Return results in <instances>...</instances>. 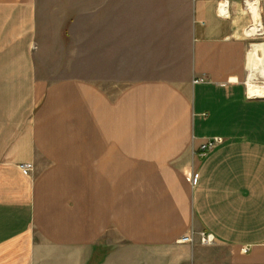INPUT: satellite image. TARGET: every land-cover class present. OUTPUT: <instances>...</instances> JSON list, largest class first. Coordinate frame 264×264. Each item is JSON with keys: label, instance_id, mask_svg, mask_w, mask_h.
<instances>
[{"label": "crops", "instance_id": "crops-1", "mask_svg": "<svg viewBox=\"0 0 264 264\" xmlns=\"http://www.w3.org/2000/svg\"><path fill=\"white\" fill-rule=\"evenodd\" d=\"M139 1L0 0V264H264V97L248 93L242 36L246 2L263 30L264 0H186L173 80L133 74V19L118 12ZM43 5L117 13L96 21L91 78L40 76Z\"/></svg>", "mask_w": 264, "mask_h": 264}, {"label": "rangeland", "instance_id": "rangeland-1", "mask_svg": "<svg viewBox=\"0 0 264 264\" xmlns=\"http://www.w3.org/2000/svg\"><path fill=\"white\" fill-rule=\"evenodd\" d=\"M185 1L164 0L163 11H142L145 9V0H143L133 3V12L130 9L125 13L118 12L123 14L126 20L130 16L133 19L132 67L134 75L154 72L155 75L165 80L181 77V72L187 68L189 52L190 12ZM91 2L92 0H85L87 4ZM45 3H49V1ZM41 7L44 10L38 12L40 76L53 80L81 75L91 78L93 76L94 52L100 51L99 48L97 50L94 43L98 31L96 21H98L97 24L100 22L102 26L103 24L108 25V21L114 20L117 13L50 11L47 10L50 6L43 5ZM86 7L91 6L86 5ZM244 8L248 20L242 31V36L248 42L249 52L247 85L252 82V84L262 86L264 79L259 73V64L250 61L249 56L255 46L264 47V25L263 30H256L261 33L260 36L251 32L254 25L253 18L248 12V7L245 5ZM126 24L130 27V22H126ZM157 27L158 31L160 30L159 33L162 30L163 34L162 40L158 43L156 42ZM101 29L103 31V28ZM159 39L161 38L159 37ZM104 46L101 44V52L108 51V44ZM157 52L159 53V70L156 69V63L151 62V58L156 57ZM161 52L162 61L160 60ZM161 62L162 65H160Z\"/></svg>", "mask_w": 264, "mask_h": 264}, {"label": "bare ground", "instance_id": "bare-ground-1", "mask_svg": "<svg viewBox=\"0 0 264 264\" xmlns=\"http://www.w3.org/2000/svg\"><path fill=\"white\" fill-rule=\"evenodd\" d=\"M256 7L259 10V3L258 2H254V3L248 2V12H249V14L252 15V17L254 19V29L260 31L262 29V21H261V16H260L258 10L255 9ZM221 13L222 14L227 13L226 7H224V6L222 7ZM251 32H253L252 29H251ZM255 34H257V33H255ZM257 35L260 36L261 33H258ZM249 59L253 63L259 64V68H260L259 73H260L262 79H264V47L255 46V48L250 53ZM247 87H248V93L251 97H254V98L264 97V84L262 86H258V85L252 84V82H251Z\"/></svg>", "mask_w": 264, "mask_h": 264}, {"label": "built area", "instance_id": "built-area-1", "mask_svg": "<svg viewBox=\"0 0 264 264\" xmlns=\"http://www.w3.org/2000/svg\"><path fill=\"white\" fill-rule=\"evenodd\" d=\"M245 5L248 7V2H246ZM223 6L226 7V12L227 13H225V14L221 13V9H222ZM219 12H220V15H222V17H227L228 14H229L228 5H226V4L221 5ZM221 143H222V139H219V138H214V139L207 140L205 143H203L201 145L199 157L205 158L212 150H214ZM20 169L22 171L26 172V173H29V174H31L34 171V167H33L32 164L21 165ZM200 239H201V243L203 245H212L215 242L214 237L212 235L207 234V233H201L200 234ZM194 241H195V235L192 234L190 236L184 237L181 240V243L193 244ZM244 251L248 252V250H244Z\"/></svg>", "mask_w": 264, "mask_h": 264}]
</instances>
